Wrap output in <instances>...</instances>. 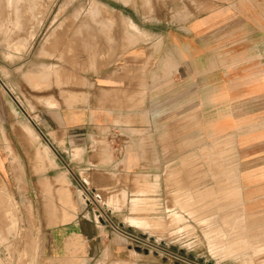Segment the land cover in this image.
I'll return each mask as SVG.
<instances>
[{
  "label": "rangeland",
  "instance_id": "1",
  "mask_svg": "<svg viewBox=\"0 0 264 264\" xmlns=\"http://www.w3.org/2000/svg\"><path fill=\"white\" fill-rule=\"evenodd\" d=\"M9 1L14 2L16 11L9 6ZM28 1L0 0V89L10 102L9 107L1 105L0 130L5 136L11 123L12 135H21L23 129L29 140L38 142L35 156L28 153L24 160L26 174L19 156L9 144L7 146L15 174L8 190H0V239L5 237L0 240V264H46L40 254L46 230L84 215L113 217L121 222L124 231L138 235L141 245L166 249L163 256L172 264H252L247 263L250 249L249 256H253L255 264H264V209L243 205L241 190L235 184L237 175L232 174L239 165L238 154L230 139L207 137L201 143H189L188 157L182 160L179 158L180 145L174 143L170 158L155 161L162 175L152 176L117 174L112 166L83 171L69 165L62 153H59V167L57 161L49 157L48 149L39 144L38 133L48 130L51 134L52 118L83 111L85 107L91 109L99 124L103 120L104 123L110 120L114 125L130 124L132 96L122 93L128 84L124 82L123 89L106 77L107 74L131 72L137 66L141 76L148 68L162 69L160 57L164 48L158 35L163 32L165 1L39 0L36 8L27 6ZM94 1L103 4L95 14L96 20L92 17L94 13H90ZM173 3L178 1L173 0ZM252 3L248 15L237 14L234 21L246 24V30L241 31L245 39L253 44L263 40L264 44V0H252ZM130 16L157 35L142 29ZM17 18L19 25L15 24ZM125 19L131 20L142 35L133 43L124 36ZM144 34L148 36L144 37ZM18 41L22 44L16 43ZM137 44L140 45L132 48ZM149 55L152 57L148 58ZM39 75L48 78L44 86L32 79ZM144 85L139 94V114L141 119L147 120L148 114L153 112L148 110V102L154 96L148 93L146 78ZM47 100L54 101L55 106ZM59 122L63 126L64 121L60 119ZM36 124L41 128L38 129ZM96 129L89 132L87 127L74 128L71 134H94V147L102 162L110 161L107 156L103 160L102 148L112 155V161L114 151L119 162L124 153L121 152L123 142L119 128L111 127L109 134L106 126ZM207 139L210 141L206 142ZM197 149L199 153L196 154ZM80 156L78 152L73 158ZM143 161L141 171H146L148 161ZM197 165L208 170L219 168L220 174L198 175L203 181V188L198 189L190 185V178L195 176H183L188 179V186L181 189L180 167ZM51 168L55 173L48 175ZM228 168L230 174L222 173ZM105 171L111 175H105ZM98 177L100 184L93 182V178ZM108 177L112 181L110 187L104 183ZM98 185L104 186L103 190H97ZM62 189H66L70 202L60 198L58 190ZM161 198L166 201L165 205L161 204ZM212 199L215 200L213 211ZM234 218H243L242 224L246 227L231 221ZM204 231L224 235L207 240ZM150 235L155 238H149ZM68 242L71 254L60 264H84L81 259L84 255L79 254L84 252L82 248L86 245L81 246L78 239Z\"/></svg>",
  "mask_w": 264,
  "mask_h": 264
},
{
  "label": "crops",
  "instance_id": "2",
  "mask_svg": "<svg viewBox=\"0 0 264 264\" xmlns=\"http://www.w3.org/2000/svg\"><path fill=\"white\" fill-rule=\"evenodd\" d=\"M164 1L163 32L158 35L164 48L163 56L160 57L162 69L148 68L141 76L137 66L133 67L131 72L116 73L114 76L117 78L113 74L112 76L107 74L106 77L108 81H114L123 89H125L123 83L128 84V88L122 93L132 96L130 124L123 122L114 125L110 120L105 121L106 123L103 120V123L99 124L91 109L85 107L83 111L52 118L51 134L48 130L41 129L45 133H38L39 144L48 149L49 154L59 165L61 161L59 153H62L69 165L83 171L112 166L117 170V174L152 176L162 175V172L157 170L155 161L170 158L172 144L179 143V158L182 160L188 155L189 143H201L203 138L207 137H225L230 139L237 150L239 165L235 166L232 174L237 175L235 184L241 190L243 205L263 210L264 44L263 40L253 44L249 39H245L241 31L246 30V24L243 22L236 24L234 21L237 14L248 15L253 6L252 0H239V3L236 0H176L177 4H174L173 0ZM131 18L135 21L133 17ZM137 24L142 29L153 32L150 28ZM153 33L157 35L156 32ZM139 45H133L132 48ZM137 59L140 62V58ZM127 73L129 75H126ZM145 78L148 93L154 96L148 102V110L153 112L148 114L147 120L141 119L139 114V94L145 86ZM157 79L159 80L152 81ZM0 96L2 97L0 108L3 104L9 107L10 102H7L1 89ZM60 119L64 121L63 126L59 122ZM1 122L0 119V124ZM99 126H106L108 134L111 127L119 128L120 139L123 142L121 152L124 151L119 162L114 156V151L112 161V155L108 154L105 148H102L103 160L107 156L110 161L106 164L102 162L94 147V134H71L74 128L87 127L89 132H95ZM11 127L10 123L5 130V136L0 130V190L4 188V191L8 190L12 175L15 174L7 149L8 144L23 163L25 174L24 160L28 153L35 156L38 145L37 141L33 143L29 140L23 129L21 135H12ZM37 127L41 128L39 125ZM78 152L81 156L73 158ZM144 159L148 161L147 167L146 171H141ZM64 166L68 167L66 163ZM230 170L228 168L227 172L222 173L230 174ZM54 171L51 168L47 174H53ZM104 174L111 175L106 171ZM205 174L216 176L220 174V169L211 167L208 170L203 165L180 167L181 189L184 185L188 186V179L183 176H195V179L190 178V185L192 187L195 185L198 189L203 184L198 175ZM100 179L93 178V182L100 184ZM107 179L108 181L104 183L110 187L112 181L109 177ZM100 187L98 185L97 190H103L104 186ZM160 201L162 205L166 204L164 198ZM214 201L212 199L210 203L212 211ZM108 217L77 216L73 220L46 230L40 252L42 260L46 264L50 262L60 264L71 254L68 241L78 239L81 246L86 245L82 248L84 252L79 254L84 255L81 258L84 264H172L163 256L166 249L141 245L137 239L138 235L124 231L121 222ZM112 223L123 230L120 231ZM149 238L155 236L150 235Z\"/></svg>",
  "mask_w": 264,
  "mask_h": 264
},
{
  "label": "bare ground",
  "instance_id": "3",
  "mask_svg": "<svg viewBox=\"0 0 264 264\" xmlns=\"http://www.w3.org/2000/svg\"><path fill=\"white\" fill-rule=\"evenodd\" d=\"M38 1H39V0H29L28 3H27V6H29V7H34V6H35V8H36V5L38 4ZM127 1H130V0H127ZM8 4H9V6H11L12 8H14L15 11L18 9L17 7H13V6H14V2H13V1H9ZM32 5H33V6H32ZM102 6H103V4L99 3L98 1H94V2H93V7H92V10H91V12H90L91 14L94 13V14H92V17H95V14L98 13V11H100L99 9H100ZM105 7H106V6H105ZM19 8H20V7H19ZM27 8H28V7H27ZM38 8H39V7H38ZM38 8H37V9H38ZM20 9H21V8H20ZM30 9L32 10V8H30ZM103 9H104V8H103ZM31 12H34V11H31ZM100 15H101V14H100ZM104 15H105V14H104ZM97 16L100 17L99 15H97ZM101 16H102V15H101ZM30 17H31V16H30ZM98 17H97V19H99ZM94 19L96 20V17H95ZM104 19H105V18H104ZM21 21H22V20H21ZM104 22H105V21H104ZM19 23H20L19 18H17L15 24H18V25H19ZM96 23H97V22H96ZM109 23H111V22H109ZM23 24H24V23H23ZM97 24H98V23H97ZM101 25H103V24H101ZM101 25H100V26H101ZM107 25H108V24H107ZM109 25H110V24H109ZM103 26H104V27H107V26H105V25H103ZM103 26H102V27H103ZM134 26H135V25L133 24V22H132L131 20H129V19H125V29H124L125 32H124V33H126V34H124V36L126 35V36H125L126 40H127V41H130L131 43H133L134 41H136V40H138L140 37H142L141 33H140L139 31H137V30H136L137 28L134 27ZM111 28H112V26H111ZM111 28H110V29H111ZM102 29H104V28H102ZM105 29L107 30V28H105ZM100 31H101V30H100ZM104 31H105V30H104ZM106 32H107V31H106ZM103 34H104V33H103ZM104 35H105V34H104ZM106 35H107V34H106ZM107 36H108V35H107ZM107 36H106V37H107ZM146 36H148V35H147V34H144V37H146ZM92 39H93V38H92ZM18 40H20V41H22V42L24 43V40L19 39V38H18ZM22 42L20 43V42L18 41V42H16V43H18V44H22ZM16 43H15V44H16ZM17 46H19V45H17ZM17 46H16V47H17ZM19 47H21V46H19ZM39 76H40V77H39ZM39 76H32V77H33L32 79L35 80V83H36V84H38V83H39V84H41V83L43 84L46 80H48V78H46V79L42 78V75H39ZM30 77H31V76H29V78H30ZM34 77H35V78H34ZM32 79H30V80L32 81ZM46 82H48V81H46ZM33 83H34V82H33ZM36 84H35V85H36ZM44 84H45V83H44ZM44 84H43V86H44ZM39 88H40V87H39ZM47 101H48V100H47ZM49 101H50V100H49ZM49 101H48V103H50V102L52 103V102H53V104H54V106H55L54 101H50V102H49ZM56 104H57V103H56ZM51 105H52V104H51ZM49 157L52 158V156H50V155H49ZM64 178H65V177H64ZM62 179H63V178H62ZM57 183H58V182H57ZM60 183H61V182H60ZM46 184H47V183H46ZM48 185H49V184H48ZM53 185H54V184H53ZM49 187H50V186H49ZM49 187H48V189H49ZM51 187H52V186H51ZM51 187H50V188H51ZM59 187H60V186H59ZM48 189H47V190H48ZM62 190H63V191L58 190V191H59V195L61 196L60 198L63 199L64 201L67 200L68 202H70L71 200H70V198H69V196H68V194H67L66 189H65V190L62 189ZM232 190H233V189H231V192H232ZM236 190H237V189H236ZM58 191H57V192H58ZM236 193H239V192H236ZM233 195H234V194H233ZM233 195H232V196H233ZM235 195H236V194H235ZM206 196H207V194H206ZM206 196H205V197H206ZM238 196H239V195H238ZM238 196L236 195V197H238ZM223 197H224V196H223ZM223 197H222V198H223ZM225 197H228V196H225ZM239 199H240V198H239ZM235 200H236V199H235ZM61 201H62V200H61ZM239 201H240V200H239ZM65 203H66V202H65ZM66 204H67V203H66ZM69 204H70V203H69ZM69 204H68V205H69ZM70 205H71V204H70ZM70 205H69V206H70ZM224 205H225V204H224ZM233 205H234V204H233ZM71 206H72V205H71ZM222 207H223V206H222ZM52 213H53V212H52ZM64 214H65V213H64ZM67 216H68V215H67ZM65 218H66V217H65ZM229 219H230V218H229ZM67 220H68V219H67ZM65 221H66V220H65ZM231 221H234V222H237V223H241V224L244 223L243 218H242V219L234 218V219H231ZM207 222H208V221H207ZM242 225H243L244 227H246L244 224H242ZM247 225H248V224H247ZM217 228H218V227H216V229H217ZM216 229H215V230H216ZM204 230H205V229H204ZM213 231H214V230H213ZM204 232H205V231H204ZM208 232H209V231H208ZM210 232H211V231H210ZM210 232H209V233H210ZM221 233H222V231H221ZM221 233H219V234H221ZM257 233H258V232H257ZM205 234H206V232H205ZM222 235H224V234H222ZM222 235H217V234L214 235L213 233H212V234L210 233V234H206L205 237H206L207 240H216V239H218V237H221ZM4 238H5V237H4ZM4 238L1 237L0 240L2 241V239H4ZM258 239H259V238H258ZM263 243H264V242H262V244H263ZM262 244H261V245H262ZM257 246L259 247V244H258ZM257 246H256V247H257ZM251 250H252V249H250V250L248 251L249 253L246 252V253H248V255H247L248 257H247V256H246V257H247L248 260H249V261H247V263L249 262V263L255 264L254 259H253V256H252V255L249 256V254L252 253ZM258 250H259V249H258ZM262 250H263V248H262L259 252H261ZM259 252H258V253H259ZM246 253H244V254H246ZM259 255H260V254H259ZM246 257L244 258L245 260H246ZM241 259H242V258H241ZM242 260H243V259H242ZM242 262H243V261H241L240 263H242ZM244 264H245V262H244Z\"/></svg>",
  "mask_w": 264,
  "mask_h": 264
},
{
  "label": "water",
  "instance_id": "4",
  "mask_svg": "<svg viewBox=\"0 0 264 264\" xmlns=\"http://www.w3.org/2000/svg\"><path fill=\"white\" fill-rule=\"evenodd\" d=\"M113 224V223H112ZM114 225V224H113ZM117 229H119V227H117L116 225H114ZM126 234H128V235H130L129 233H127L126 232ZM130 236H132V237H134L133 235H130ZM135 238H137V237H135ZM137 239H139V238H137Z\"/></svg>",
  "mask_w": 264,
  "mask_h": 264
},
{
  "label": "built area",
  "instance_id": "5",
  "mask_svg": "<svg viewBox=\"0 0 264 264\" xmlns=\"http://www.w3.org/2000/svg\"><path fill=\"white\" fill-rule=\"evenodd\" d=\"M120 230V229H119ZM121 231V230H120Z\"/></svg>",
  "mask_w": 264,
  "mask_h": 264
}]
</instances>
